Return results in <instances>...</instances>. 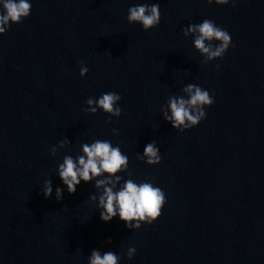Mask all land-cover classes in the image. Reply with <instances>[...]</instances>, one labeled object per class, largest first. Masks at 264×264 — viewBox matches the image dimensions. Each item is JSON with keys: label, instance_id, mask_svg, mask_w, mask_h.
Returning <instances> with one entry per match:
<instances>
[{"label": "water", "instance_id": "95a60500", "mask_svg": "<svg viewBox=\"0 0 264 264\" xmlns=\"http://www.w3.org/2000/svg\"><path fill=\"white\" fill-rule=\"evenodd\" d=\"M30 3L29 17L0 36V264H87L93 249L113 251L120 264H264V0ZM145 3L158 4L160 17L147 32L126 21L130 6ZM204 19L232 43L209 64L181 31ZM187 84L213 104L198 126L176 132L160 108ZM109 91L121 97L119 119L83 111ZM64 138L69 147L50 157ZM97 139L127 156L122 181L164 192L151 225L100 221L91 183L63 191L57 164ZM152 141L161 162L149 167L136 157ZM45 178L53 193L61 187L59 202L40 194Z\"/></svg>", "mask_w": 264, "mask_h": 264}, {"label": "clouds", "instance_id": "9594fccd", "mask_svg": "<svg viewBox=\"0 0 264 264\" xmlns=\"http://www.w3.org/2000/svg\"><path fill=\"white\" fill-rule=\"evenodd\" d=\"M209 5L219 7L235 5L236 0H207ZM30 0H0V36H3L10 26L18 25L30 15ZM158 4H138L127 10L126 21L129 25H138L142 31H150L159 24ZM185 38L192 37V48L202 58L203 64H209L222 59L226 51L232 47L228 32L218 27L213 21L204 19L199 23H189L181 29ZM87 67L80 62L79 77L87 74ZM182 95L169 96L166 106L160 108L161 118L176 132H184L198 126L205 119V109L213 104L209 92L198 85L187 84L181 89ZM121 97L114 92L102 93L98 98H88L83 111L95 115L98 111L110 118L119 119L121 109L118 106ZM111 119L105 124H110ZM116 135L115 129L112 131ZM70 142L64 138L53 146L50 157H56L57 151H64ZM136 159L147 166H157L161 162L159 148L154 141L145 144L143 153ZM128 158L122 154L119 145H113L108 140H94L82 143L79 154L75 157L64 155L62 162L57 164L55 175L59 178L63 191L72 195L77 187L91 183L95 195H89L88 201L95 205L100 221L108 223L114 218L122 222L129 231L138 230L141 225H151L160 216L165 204L164 192L151 181L136 182L131 178L122 181V173L127 172ZM130 177V174H129ZM40 194L45 200L62 199L61 187L53 185L50 178H45L40 187ZM106 243H111L107 240ZM135 249L129 247L125 258L131 260ZM120 257L113 251L101 252L93 249L87 257V264H120Z\"/></svg>", "mask_w": 264, "mask_h": 264}]
</instances>
